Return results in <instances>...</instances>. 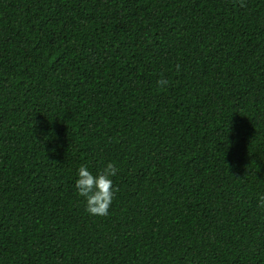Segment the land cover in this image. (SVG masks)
Returning a JSON list of instances; mask_svg holds the SVG:
<instances>
[{
	"label": "trees",
	"instance_id": "obj_1",
	"mask_svg": "<svg viewBox=\"0 0 264 264\" xmlns=\"http://www.w3.org/2000/svg\"><path fill=\"white\" fill-rule=\"evenodd\" d=\"M262 195L264 0H0V264H264Z\"/></svg>",
	"mask_w": 264,
	"mask_h": 264
},
{
	"label": "clouds",
	"instance_id": "obj_2",
	"mask_svg": "<svg viewBox=\"0 0 264 264\" xmlns=\"http://www.w3.org/2000/svg\"><path fill=\"white\" fill-rule=\"evenodd\" d=\"M176 70L180 71V65H176ZM158 85L165 87L168 80L160 79ZM118 168L115 163L108 162L95 175L89 170L87 165L78 168L75 188L78 196L85 202V210L91 216L104 217L108 215L114 196L118 188L113 186V177L117 175ZM260 204L264 207V195L260 196Z\"/></svg>",
	"mask_w": 264,
	"mask_h": 264
}]
</instances>
